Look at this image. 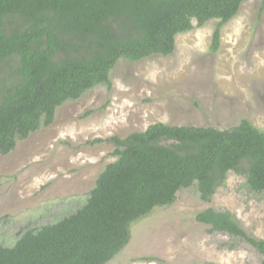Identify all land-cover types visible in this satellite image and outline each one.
I'll use <instances>...</instances> for the list:
<instances>
[{"label":"trees","instance_id":"1","mask_svg":"<svg viewBox=\"0 0 264 264\" xmlns=\"http://www.w3.org/2000/svg\"><path fill=\"white\" fill-rule=\"evenodd\" d=\"M244 1L0 0V155L49 127L64 103L97 86L110 91L121 59L168 57L177 35L210 20L218 21L209 48L215 53L222 27ZM263 6L264 0L260 12ZM103 141L113 144L116 160L86 202L56 223L21 233L13 247L0 246V264H107L129 244L132 224L172 206L180 190L194 185L200 200L211 202L229 172L243 176L249 191L264 192V132L245 119L227 130L155 123L90 144ZM195 221L264 258V241L248 235L231 212L209 208Z\"/></svg>","mask_w":264,"mask_h":264},{"label":"rangeland","instance_id":"2","mask_svg":"<svg viewBox=\"0 0 264 264\" xmlns=\"http://www.w3.org/2000/svg\"><path fill=\"white\" fill-rule=\"evenodd\" d=\"M261 7L262 0L244 1L222 27L215 53L209 48L218 21L210 20L177 35L168 57L119 60L110 91L97 86L64 103L49 127L0 155V246L13 247L21 233L56 223L86 202L116 160L113 144L93 140L124 138L155 123L227 130L245 119L264 132ZM209 208L231 212L248 235L264 241V192L249 191L243 176L229 172L211 202H202L194 185L180 190L172 206L132 224L129 244L107 264H261L263 256L247 243L195 221Z\"/></svg>","mask_w":264,"mask_h":264}]
</instances>
